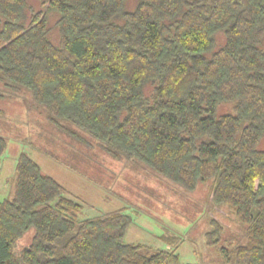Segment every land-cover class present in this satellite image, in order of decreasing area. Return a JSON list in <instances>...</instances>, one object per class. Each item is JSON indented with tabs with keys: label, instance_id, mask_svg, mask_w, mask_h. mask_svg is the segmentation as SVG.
I'll return each instance as SVG.
<instances>
[{
	"label": "trees",
	"instance_id": "1",
	"mask_svg": "<svg viewBox=\"0 0 264 264\" xmlns=\"http://www.w3.org/2000/svg\"><path fill=\"white\" fill-rule=\"evenodd\" d=\"M0 0V83L29 91L71 141L143 164L185 190L209 183L242 241L224 264H264V0ZM222 35V45L216 36ZM232 111L217 113L220 104ZM6 140L0 135V157ZM0 200V264H182L176 246L124 243L123 209L78 219L81 204L26 152ZM207 245L222 226L210 220ZM34 228L14 255L15 241Z\"/></svg>",
	"mask_w": 264,
	"mask_h": 264
},
{
	"label": "rangeland",
	"instance_id": "2",
	"mask_svg": "<svg viewBox=\"0 0 264 264\" xmlns=\"http://www.w3.org/2000/svg\"><path fill=\"white\" fill-rule=\"evenodd\" d=\"M43 0H27L34 10L46 13L48 38L59 43L58 15L46 10ZM127 0V8L135 6ZM222 45V35L216 36ZM231 104H220L217 113L231 112ZM0 135L6 149L0 157V200L11 197L14 167L20 152H26L41 170L65 189V195L82 208L78 219H87L123 209L132 218L123 238L124 243L145 244L155 249L169 247L164 238L176 246L182 264H224L220 247L242 241L241 226L226 205L210 200L209 183H199L188 191L146 166L125 158H113L100 144L71 141L47 122L45 112L32 103L29 91L10 90L0 83ZM260 147L264 148V141ZM221 223L220 241L207 245L205 233L210 220ZM34 235L29 228L14 243L19 256Z\"/></svg>",
	"mask_w": 264,
	"mask_h": 264
}]
</instances>
